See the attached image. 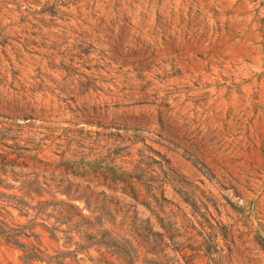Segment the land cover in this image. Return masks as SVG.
Segmentation results:
<instances>
[{"label":"rangeland","instance_id":"374dc122","mask_svg":"<svg viewBox=\"0 0 264 264\" xmlns=\"http://www.w3.org/2000/svg\"><path fill=\"white\" fill-rule=\"evenodd\" d=\"M4 154L0 264H264V0H0Z\"/></svg>","mask_w":264,"mask_h":264},{"label":"trees","instance_id":"16d2710c","mask_svg":"<svg viewBox=\"0 0 264 264\" xmlns=\"http://www.w3.org/2000/svg\"><path fill=\"white\" fill-rule=\"evenodd\" d=\"M0 163L2 164H13V165H27L26 163L22 162V161H18L16 158H8L7 155H2L1 159H0ZM129 188L131 189L130 192H132V196H136V191L134 188V185L128 184ZM47 201V200H45ZM63 201V200H59ZM58 202H53V205H56ZM72 207H75V205L70 204ZM5 206V205H4ZM52 212V211H51ZM74 216L75 218L69 215H57V218H59V224L60 223H66V224H70L71 222H79V219L82 218L81 214L76 211L74 212ZM59 224L55 225L52 224L54 228H56L57 230H64L63 228H59ZM15 229L11 226L8 225L7 222H5L4 220H0V237L3 238L5 241L13 243V244H21L19 243V237L20 236H28L27 233L23 232V231H14ZM50 231H52V228H50ZM56 239H58V237H55ZM93 243H96V241H94ZM22 245V244H21ZM37 251L33 250V253H31L29 255L30 258L32 259H40L42 258V255H40V250L36 249ZM108 263V262H107ZM110 263V262H109ZM111 264V263H110Z\"/></svg>","mask_w":264,"mask_h":264}]
</instances>
